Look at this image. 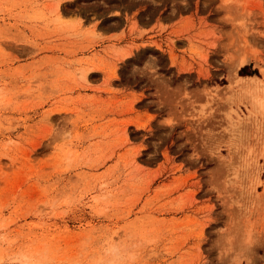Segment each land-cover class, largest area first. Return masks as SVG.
<instances>
[{
  "label": "rangeland",
  "instance_id": "1",
  "mask_svg": "<svg viewBox=\"0 0 264 264\" xmlns=\"http://www.w3.org/2000/svg\"><path fill=\"white\" fill-rule=\"evenodd\" d=\"M262 104L264 0H0V264H264Z\"/></svg>",
  "mask_w": 264,
  "mask_h": 264
},
{
  "label": "bare ground",
  "instance_id": "2",
  "mask_svg": "<svg viewBox=\"0 0 264 264\" xmlns=\"http://www.w3.org/2000/svg\"><path fill=\"white\" fill-rule=\"evenodd\" d=\"M58 18H59V17H58ZM58 18H57V19H58ZM245 62H246V60H242V61L240 62V64H241V65H242V64H245ZM238 78H240V79H246V77H241V76L238 77ZM247 78H251V77H247ZM262 105H263V106H262ZM262 105H261V106L264 107V104H262Z\"/></svg>",
  "mask_w": 264,
  "mask_h": 264
}]
</instances>
